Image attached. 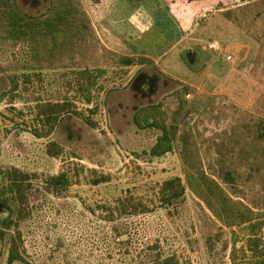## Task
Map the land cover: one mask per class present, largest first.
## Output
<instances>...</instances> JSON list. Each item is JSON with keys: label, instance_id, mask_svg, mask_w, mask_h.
<instances>
[{"label": "rangeland", "instance_id": "1", "mask_svg": "<svg viewBox=\"0 0 264 264\" xmlns=\"http://www.w3.org/2000/svg\"><path fill=\"white\" fill-rule=\"evenodd\" d=\"M52 1L19 4L36 17L49 13ZM79 1L94 33L73 56L42 60L36 46L0 30V189L13 169L27 174L32 185L30 216L19 223L24 261L15 264H162L170 258L179 264H234L233 257L244 264L250 257L247 225L228 227L203 196L213 180L231 197L229 220L243 213L264 225V157L244 159L248 144H259L264 123V0L227 9L218 0L194 6L184 0L170 6L165 0ZM139 41L153 53L137 56L133 43ZM119 43L147 62L124 67L111 53L127 56ZM216 43L218 51L210 48ZM80 69L106 70L91 105L74 102L79 115H66L49 138H37L30 108L38 100L63 99L71 73ZM143 74L154 77L152 93L135 88ZM11 78L24 99L14 104L9 93L2 94L10 86L2 88V81ZM153 105L162 106L168 125L178 127L173 151L162 158L150 156L160 130H141L134 121L139 109ZM186 131H192L201 159L195 169L180 154ZM50 143L62 148L59 157L49 154ZM230 170L238 175L228 177ZM61 172L68 173L71 186L49 191L46 180ZM176 177L183 180L185 197L160 206L161 185ZM128 196L153 212H115ZM8 217L0 207V231L6 234L0 237V264H6L16 236L14 227H3ZM257 236L264 240V231Z\"/></svg>", "mask_w": 264, "mask_h": 264}, {"label": "trees", "instance_id": "2", "mask_svg": "<svg viewBox=\"0 0 264 264\" xmlns=\"http://www.w3.org/2000/svg\"><path fill=\"white\" fill-rule=\"evenodd\" d=\"M209 1L212 0H184L183 3L186 2L194 6L205 4ZM248 1L218 0L215 4L221 3L227 9L230 5H239ZM165 2L170 6L174 0H165ZM0 30L7 37L24 43H31L34 47L36 46V53L42 60H46L48 57H61L64 54L73 56L81 44L87 42L88 34L94 33L87 13L84 11L79 0H53L49 13L36 17L28 15L20 7L19 0H0ZM119 45V50L127 52V56H120L116 51H111V53L117 57L124 67L135 66L137 62L139 64L147 62L145 59L138 60L136 57H132V53L124 44L119 43ZM142 52H146L144 47ZM71 75L73 78L68 82L69 89L63 99L56 101L38 100L35 106L30 108L35 114V125L32 132L37 138H49L66 115H79L74 102L80 101L90 106L93 101V92L98 86L99 81L106 75V70L80 69L73 71ZM8 84L10 85L9 89L3 91L2 94L5 93L4 96H6L9 93L11 104H14L17 100L23 101V97L18 95L19 87L15 80L11 78L8 83V80L4 79L2 81V88H6ZM25 90V92H28V89ZM12 111L17 112L16 109H12ZM89 112L94 114L96 110L91 109ZM19 113V116H23L21 111ZM134 121L136 126L141 130L154 128L161 132L157 143L151 149L150 156L162 158L173 151V143L177 139L178 127L176 122L168 125L166 115L162 111V106L153 105L140 109L136 113ZM85 122L93 128L97 126L90 118H86ZM258 128L259 135L257 141L259 144H248L246 141L248 144L244 153V159L246 160L250 156L253 158L259 157L260 160L264 157V123L260 124ZM49 154L52 157H59L62 154V148L56 143H50ZM180 154L185 163L193 169L197 168L194 166L195 164L201 163L192 131H186L182 135ZM202 170H200L202 177L208 180ZM225 173L230 178H235L238 175L237 171L232 170L225 171ZM4 178L6 184L0 189V207L8 211L9 217L4 221L3 227L9 229L14 227L16 230V236H12L10 239L9 255L6 264H15L24 261L21 254L23 242L19 223L24 222L30 216L29 194L32 185L30 177L18 169H13L4 174ZM208 181L210 184L208 185V193L203 197H205L204 201L208 207L215 213V217L223 221L228 227H234L237 223L239 226L247 225L250 236L247 239L246 248L250 257L246 259L244 264H264V240L257 236L259 231H264V225L260 222L253 223L254 218L243 213L235 217L233 216V219L229 220L230 215L233 214L228 207L231 197L218 183H215L213 180ZM96 184L99 185L100 182L98 181ZM46 185L49 191L60 193L71 186V178L68 173L61 172L57 176L49 177L46 180ZM185 195L186 187L180 177L167 180L159 189L160 206L172 207L176 202L184 198ZM215 201L218 202L219 206L214 205ZM115 212L134 216L152 213L153 211L144 205L143 202L128 196L119 202ZM114 214L113 211L110 212L111 221L115 220ZM226 217L228 221H225L224 218ZM234 220L237 221L235 222ZM0 237L4 240L6 238L5 232L0 231ZM233 260L234 264H240L235 257H233ZM162 264H179V262L175 258H170L163 260Z\"/></svg>", "mask_w": 264, "mask_h": 264}, {"label": "flooded vegetation", "instance_id": "3", "mask_svg": "<svg viewBox=\"0 0 264 264\" xmlns=\"http://www.w3.org/2000/svg\"><path fill=\"white\" fill-rule=\"evenodd\" d=\"M134 84L136 86L135 88L137 89V91H140L143 93H146V92L152 93V91L154 90L153 88L155 85V80H154V77L143 74V75H140L136 78Z\"/></svg>", "mask_w": 264, "mask_h": 264}, {"label": "crops", "instance_id": "4", "mask_svg": "<svg viewBox=\"0 0 264 264\" xmlns=\"http://www.w3.org/2000/svg\"><path fill=\"white\" fill-rule=\"evenodd\" d=\"M139 25H140V22L138 23ZM172 25H173V23H172ZM148 30H151V29H148ZM145 32H147V31H145ZM145 32L144 33H142V35H144L145 34ZM139 43H140V45L143 43V41H139L138 43H133L134 45V48L136 49V55L137 56H140V55H142L143 54V52H142V49H143V47H140V45H139ZM145 49V51H146V53L147 54H151V53H153V51L151 50H148L147 48H144ZM132 54H133V52L132 51H130ZM134 55V54H133Z\"/></svg>", "mask_w": 264, "mask_h": 264}, {"label": "built area", "instance_id": "5", "mask_svg": "<svg viewBox=\"0 0 264 264\" xmlns=\"http://www.w3.org/2000/svg\"><path fill=\"white\" fill-rule=\"evenodd\" d=\"M210 48H212V49H214V50H216V51H218V50L220 49L218 43L211 45ZM227 60H228L229 62L232 61V56H228V57H227Z\"/></svg>", "mask_w": 264, "mask_h": 264}]
</instances>
